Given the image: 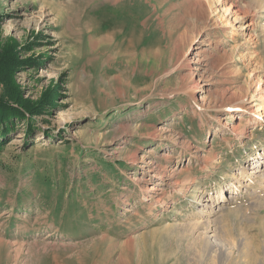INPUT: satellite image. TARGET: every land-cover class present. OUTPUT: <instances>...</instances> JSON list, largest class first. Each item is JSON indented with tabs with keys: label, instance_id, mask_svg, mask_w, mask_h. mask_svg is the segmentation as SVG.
<instances>
[{
	"label": "rangeland",
	"instance_id": "obj_1",
	"mask_svg": "<svg viewBox=\"0 0 264 264\" xmlns=\"http://www.w3.org/2000/svg\"><path fill=\"white\" fill-rule=\"evenodd\" d=\"M251 1L0 0V98L33 112L0 130V264H264L259 180L217 219L226 252L190 225L264 156Z\"/></svg>",
	"mask_w": 264,
	"mask_h": 264
},
{
	"label": "bare ground",
	"instance_id": "obj_2",
	"mask_svg": "<svg viewBox=\"0 0 264 264\" xmlns=\"http://www.w3.org/2000/svg\"><path fill=\"white\" fill-rule=\"evenodd\" d=\"M222 1L223 0H217V4L221 5L223 9V7H225V4L223 6V4L221 3ZM231 5L232 4H229L228 8H224L223 10L224 16L226 15L228 16L231 15V17L233 16L232 22L234 23V26H236L237 31H239V33L244 36L249 25L244 24V21H243L244 18L242 17H245V16L241 17V15L239 14L241 12L239 11L242 10L244 12L245 8L244 9L239 8V10L237 8L236 11H231V7H232ZM248 7L254 8L257 15L260 14V17L264 19V0H252L250 4H248ZM243 12L242 14H244ZM262 100L264 102V97L262 98ZM153 165L154 163H152L151 165L152 168H154ZM248 166H250V168H248ZM162 176L164 177V173ZM233 178L234 179L231 178L233 180V183L230 185V188L228 187V189H232L231 190L232 192H228L225 195L223 191H220L218 196H212L210 194L203 193L196 200V203L198 204V207H197L198 218L195 219V223H192L190 225L193 226L197 231H199L198 238L201 239V241L204 243L205 251H209V250L211 252L218 251L221 254L223 252H226L225 251L226 248L223 245L221 246L219 245V243L218 244L216 243V237H217L216 234H218L216 230L219 225L217 219L224 213V207L227 208L229 204L235 201L236 198L233 195H236L237 193L243 192V191L245 193L248 192L247 188L248 186L251 185V184L249 185L250 182H252L253 180L256 181L257 179L260 181V184H264V156L263 154L258 153L254 158H252L248 162V165H246L245 168L243 166V169H240V171L237 174H234ZM187 186H188L187 184H182L181 188L179 189V192L185 193ZM148 191L154 192L156 191V189L154 187H151L148 189ZM224 191H227V188Z\"/></svg>",
	"mask_w": 264,
	"mask_h": 264
},
{
	"label": "trees",
	"instance_id": "obj_3",
	"mask_svg": "<svg viewBox=\"0 0 264 264\" xmlns=\"http://www.w3.org/2000/svg\"><path fill=\"white\" fill-rule=\"evenodd\" d=\"M0 81H2L1 77H0ZM7 96H8V101H6V99L4 98H0V130L1 127L5 125L14 127V124L12 123L14 122L15 119L13 120V118L16 119L25 118L24 120H26L28 124V127L26 126L27 127L26 131L28 129H31L32 127L29 126V118L31 120V116L33 112L29 110V108H27L22 101L18 100L17 95H15L14 93L13 95L9 94Z\"/></svg>",
	"mask_w": 264,
	"mask_h": 264
}]
</instances>
